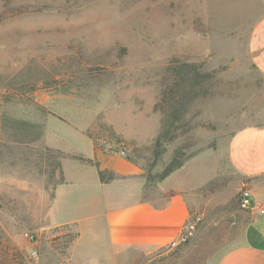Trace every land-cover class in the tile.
Returning <instances> with one entry per match:
<instances>
[{"label":"rangeland","instance_id":"rangeland-1","mask_svg":"<svg viewBox=\"0 0 264 264\" xmlns=\"http://www.w3.org/2000/svg\"><path fill=\"white\" fill-rule=\"evenodd\" d=\"M262 18L264 0H0V264H93L73 253L75 226L42 232L60 182L46 155L87 186L93 170L77 167H91V143L124 150L143 171L139 198L158 204L165 170L183 164L174 182L189 184L200 220L181 246L197 237L219 252L238 237L252 189L228 146L237 130L264 127V74L248 49ZM172 89L183 112L158 145Z\"/></svg>","mask_w":264,"mask_h":264},{"label":"crops","instance_id":"crops-1","mask_svg":"<svg viewBox=\"0 0 264 264\" xmlns=\"http://www.w3.org/2000/svg\"><path fill=\"white\" fill-rule=\"evenodd\" d=\"M248 49L251 61L264 74V18L251 32ZM84 155L92 161L91 167L77 168L92 169L94 181L87 186L86 182H74L65 169V183L55 188L53 222L42 228L46 232L75 226L78 240L72 249L74 254L93 264H162L158 260L165 256L170 258L168 264H264V214L259 211L264 205V127L241 128L230 139V164L248 180L258 207L250 211L251 218L239 236L228 239L219 252L197 237L187 246L172 248L186 223L193 220L191 188L182 179L174 182L183 169L160 185L167 196L158 204L154 199L139 198L146 186L143 171L127 156L103 151L92 143ZM99 171L112 172L114 177L102 182ZM91 188L92 192L87 191ZM80 193L86 195L84 205L74 204L69 197ZM63 209L72 214L61 216ZM86 237L91 246L83 251L81 243Z\"/></svg>","mask_w":264,"mask_h":264},{"label":"trees","instance_id":"trees-1","mask_svg":"<svg viewBox=\"0 0 264 264\" xmlns=\"http://www.w3.org/2000/svg\"><path fill=\"white\" fill-rule=\"evenodd\" d=\"M178 96H179V92L175 91L174 89H172L171 92L169 94H167V100H168V105H169L170 109L167 112L166 120L164 122V132L159 136V138L157 140L158 145L163 140L164 141L170 140L171 130L175 129L178 126L180 116H182V112H183L182 108L179 107V106L183 105L182 98L179 99L180 97H178ZM184 99L185 98L183 97V100ZM172 103L177 104V106L172 105ZM46 156H47L46 159L50 163L49 168L56 170V172L58 171L60 174V182L57 183L55 187H57L60 184L65 183L63 172H62L63 171L62 170V164H61V160L63 159V156H61L59 154H47ZM51 159H53V161H50ZM182 165L183 164L178 162V161L172 162L167 167V169L165 170V172L163 174V178H166L167 176H169L170 174L175 172L177 169L181 168ZM107 175H109L111 178L114 177V174L112 172L99 171V176H100V179L102 180V182H106V181H109L111 179V178L106 179Z\"/></svg>","mask_w":264,"mask_h":264},{"label":"built area","instance_id":"built-area-1","mask_svg":"<svg viewBox=\"0 0 264 264\" xmlns=\"http://www.w3.org/2000/svg\"><path fill=\"white\" fill-rule=\"evenodd\" d=\"M109 152H116L121 156H126V153L124 150L109 151ZM241 207L244 210H248L251 212L254 211L258 207V205L255 202V197H254L251 190L246 189L243 191L242 197H241ZM259 211H260V214H264V205L262 208L259 209ZM199 220L200 219H196L195 221H190V222L186 223V225L184 226L179 238L172 243V248H177L180 245L188 242L191 239V237L194 235V233L196 231L197 222ZM34 255H37V253H34Z\"/></svg>","mask_w":264,"mask_h":264}]
</instances>
